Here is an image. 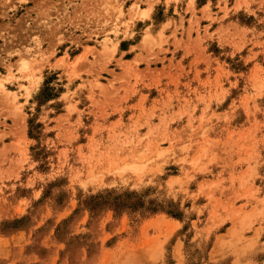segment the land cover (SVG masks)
<instances>
[{"label":"rangeland","instance_id":"obj_1","mask_svg":"<svg viewBox=\"0 0 264 264\" xmlns=\"http://www.w3.org/2000/svg\"><path fill=\"white\" fill-rule=\"evenodd\" d=\"M0 264H264V0H0Z\"/></svg>","mask_w":264,"mask_h":264},{"label":"bare ground","instance_id":"obj_2","mask_svg":"<svg viewBox=\"0 0 264 264\" xmlns=\"http://www.w3.org/2000/svg\"><path fill=\"white\" fill-rule=\"evenodd\" d=\"M134 7H135V6H134ZM134 7H133V9H134ZM136 10H137V9H134L133 12L135 13ZM136 14H137V12H136ZM136 14H135V15H136ZM110 50H112V49H110ZM107 51H108V49H107Z\"/></svg>","mask_w":264,"mask_h":264}]
</instances>
